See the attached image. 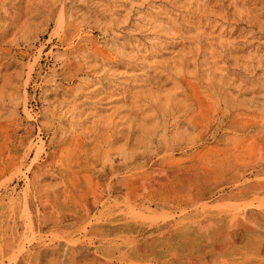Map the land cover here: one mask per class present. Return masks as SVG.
I'll use <instances>...</instances> for the list:
<instances>
[{"label": "rangeland", "instance_id": "obj_1", "mask_svg": "<svg viewBox=\"0 0 264 264\" xmlns=\"http://www.w3.org/2000/svg\"><path fill=\"white\" fill-rule=\"evenodd\" d=\"M0 264H264V0H0Z\"/></svg>", "mask_w": 264, "mask_h": 264}]
</instances>
